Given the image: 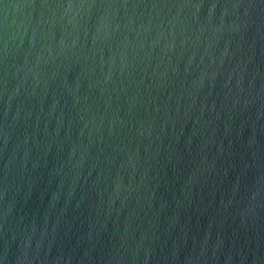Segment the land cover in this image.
<instances>
[{"label": "water", "instance_id": "water-1", "mask_svg": "<svg viewBox=\"0 0 264 264\" xmlns=\"http://www.w3.org/2000/svg\"><path fill=\"white\" fill-rule=\"evenodd\" d=\"M0 264H264V0H0Z\"/></svg>", "mask_w": 264, "mask_h": 264}]
</instances>
